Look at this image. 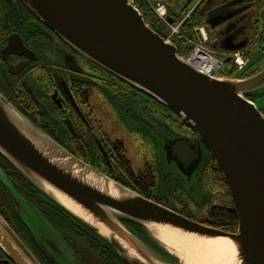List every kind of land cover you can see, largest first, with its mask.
<instances>
[{
    "label": "water",
    "instance_id": "water-1",
    "mask_svg": "<svg viewBox=\"0 0 264 264\" xmlns=\"http://www.w3.org/2000/svg\"><path fill=\"white\" fill-rule=\"evenodd\" d=\"M18 1L72 50L153 99L195 134L190 143L168 141L159 132L166 163L189 187L204 154L210 156L228 190L237 228L228 233L204 226L106 178L40 134L1 95L0 155L46 199L109 244L124 264H172V255L150 234L155 229L202 243L222 242L220 264H264V116L249 100L264 90V70L231 79L202 73L157 35L129 0ZM0 181L19 205L22 223L58 264L53 254L61 256L62 250L52 231L1 170ZM54 194L90 221L67 210ZM27 221L50 237H35ZM124 222L141 227L160 252ZM0 252L12 264H40L1 215Z\"/></svg>",
    "mask_w": 264,
    "mask_h": 264
},
{
    "label": "flooded vegetation",
    "instance_id": "flooded-vegetation-1",
    "mask_svg": "<svg viewBox=\"0 0 264 264\" xmlns=\"http://www.w3.org/2000/svg\"><path fill=\"white\" fill-rule=\"evenodd\" d=\"M133 1L147 25L173 45L178 55L185 57L196 49L211 57L218 77L248 78L264 70V0ZM0 95L40 134L106 178L129 185L142 175L150 176L155 184L154 198H158L160 178L156 154L163 147L158 133L168 141L196 140L195 134L173 113L84 59L18 0H0ZM255 98L249 100L254 103ZM108 123L128 130L136 148L145 150L142 154L134 153L141 160L138 169H134L128 156L126 139L108 132L104 128ZM146 145L150 146V161L145 158ZM207 157L204 154L195 183L200 181L206 162L213 164ZM0 169L14 181L22 197L31 199L30 192L20 188L1 161ZM175 171L173 182H168L170 176H163L161 183L169 188L170 195L166 193L160 198L169 201L175 195H185L189 200L195 185H184ZM207 171L205 168L204 174ZM225 191L228 192L226 186ZM180 208L178 211L188 214V209ZM31 209L41 216V212ZM3 218L36 257L44 264H53L38 252L19 217ZM53 256L58 264L70 262ZM73 259L75 264H100L97 259L91 263L80 256ZM0 264L12 263L0 253Z\"/></svg>",
    "mask_w": 264,
    "mask_h": 264
},
{
    "label": "trees",
    "instance_id": "trees-1",
    "mask_svg": "<svg viewBox=\"0 0 264 264\" xmlns=\"http://www.w3.org/2000/svg\"><path fill=\"white\" fill-rule=\"evenodd\" d=\"M0 161L13 173V179L20 186V188L26 189L28 192H30L31 199L28 200L26 196L22 197V194L20 195V193H18L20 192V190L16 191L19 188L16 189L14 181L9 177L5 176L2 170L0 169L9 184L11 185V189L26 204V206L29 209L33 207L39 212H41V216H37L36 213L31 209L35 213L38 220L52 231L54 238L61 246L62 251L60 257L65 259L66 261H70L68 264H75L73 258L78 256L84 259H88L90 263L91 261H95L97 259L100 264H124L116 255L113 248L109 244H107L103 239L98 237L94 231L90 230L82 223L70 216L63 209L46 199L23 176H21L19 172H17L1 155ZM122 186L134 191L135 193L147 200L164 205L167 208L177 212L178 214L191 219L190 216L183 214L182 212L177 211L175 208L169 207L167 204H165V199L154 198L153 195L155 194V184L150 176L142 175L139 177L137 182L130 181L129 185ZM0 206H2V208L4 209V212H2L0 208V215L2 217H4L5 215L9 216L11 219L19 217L18 220L20 224L23 226V228L27 230V233L30 235L31 239L34 240V244L36 245L38 252L43 255L46 261H48L46 253L37 245L41 242V240H35L30 231H28L26 226L22 223L20 207L13 198L9 189L1 181ZM207 218L208 225L206 226L210 228L223 232H234L237 228V218L233 206H231L230 208L212 207L207 214ZM124 224L136 235H138V237L141 238L144 242H146L154 249L158 250L157 247L152 245L146 239L141 227L130 222H124ZM17 236L19 237L18 234ZM21 241L24 243L22 239ZM24 244L34 255L37 261L40 264H44V262L40 260V258L36 257L30 246L26 245V243Z\"/></svg>",
    "mask_w": 264,
    "mask_h": 264
},
{
    "label": "rangeland",
    "instance_id": "rangeland-1",
    "mask_svg": "<svg viewBox=\"0 0 264 264\" xmlns=\"http://www.w3.org/2000/svg\"><path fill=\"white\" fill-rule=\"evenodd\" d=\"M254 104L261 110V113L264 116V90L260 91L258 95H256ZM104 128L108 130V132L110 130L111 131L110 133L112 135L114 136L121 135L126 139L125 142H126L127 149H128V156L133 164L134 169H138L140 166L141 160L140 161L137 160L135 158L134 153L139 152L142 154L145 152V150L142 147L140 148L139 146H137L136 148V145H135L136 143L133 140L132 136L129 135L130 132L128 130H124V129L121 130V129L114 128L109 123L106 124ZM149 147L150 146L148 145L146 148L147 151L145 155V158L148 161H150L149 160V157H150ZM156 156H157V162H158V168H159L158 173L160 176V178L158 179L159 184L157 188V196L158 198H160L161 196H164L166 193L169 194V188H167L166 186L164 187L163 182L161 183V181L163 180V176L167 175L166 178L170 176L171 178L170 179L168 178L167 180L168 182H173L174 180H176L175 178L176 171L173 165L168 166V164L166 163L162 148L160 151L157 152ZM207 158L210 160L209 156ZM208 163L209 162H206L205 166L202 169L200 181L195 183V178L198 174H196L195 177L192 179L191 184L195 186H194L193 194H191L190 198H188L189 200H187L185 195H182V196L175 195L169 201L165 200L166 202H164L169 207L175 208L177 211L181 209L180 207H182V209L183 208L188 209L189 211L187 215L190 216L191 219L195 222H198L200 224L202 223V225H204L205 223L204 226L208 225L207 224V221H208L207 214L212 207L230 208L232 206L231 201L229 200V197L227 194L228 192L225 191V186L223 184V180L221 179L220 172L218 171L214 162H212L213 163L212 165L210 163L208 165ZM205 168L208 170L206 174H204ZM199 199L202 200L200 203H198ZM193 201L196 204L192 203ZM0 208H1V211L4 212V209L2 208V206H0ZM27 223L29 224V228L35 237H43V238L50 237V234H47V233H44L41 235V233L37 229H35V226L33 224L29 223L28 221ZM228 233H232V232H228ZM167 251L172 255L171 259H169V261L172 262V264H185V261L177 257L171 250L167 249ZM183 255L184 254H182V256Z\"/></svg>",
    "mask_w": 264,
    "mask_h": 264
},
{
    "label": "bare ground",
    "instance_id": "bare-ground-1",
    "mask_svg": "<svg viewBox=\"0 0 264 264\" xmlns=\"http://www.w3.org/2000/svg\"><path fill=\"white\" fill-rule=\"evenodd\" d=\"M191 64L192 66L196 67V65H194L192 62ZM199 69L202 70V68ZM205 70L204 72H207ZM53 197L74 215L82 218L86 222L90 221L87 217L84 216L82 212L66 202L59 195L54 194ZM97 227L99 228L100 233L105 236L107 235V232L102 227ZM150 234L164 247H166V249L171 250L177 257L184 260L185 264L221 263V256L224 252V247L222 242L220 241L202 243L200 241H195L190 237L181 236L175 232L169 231L168 229H155L150 231ZM182 254L184 255L182 256Z\"/></svg>",
    "mask_w": 264,
    "mask_h": 264
},
{
    "label": "built area",
    "instance_id": "built-area-1",
    "mask_svg": "<svg viewBox=\"0 0 264 264\" xmlns=\"http://www.w3.org/2000/svg\"><path fill=\"white\" fill-rule=\"evenodd\" d=\"M132 3V2H131ZM187 61L189 63H193L194 65H196V67L199 69V68H202V72L207 71L205 73H208V74H212L214 76H216V72H215V64L213 62V59L209 56H205V55H201L198 53V51L195 49L193 53L190 54V56L187 58ZM237 64L240 65V62L237 61ZM210 69V70H209Z\"/></svg>",
    "mask_w": 264,
    "mask_h": 264
}]
</instances>
